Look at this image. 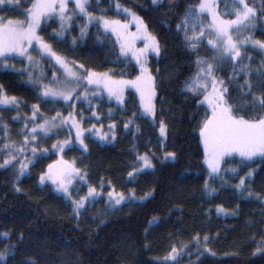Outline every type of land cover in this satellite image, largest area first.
Segmentation results:
<instances>
[{"label":"trees","instance_id":"obj_1","mask_svg":"<svg viewBox=\"0 0 264 264\" xmlns=\"http://www.w3.org/2000/svg\"><path fill=\"white\" fill-rule=\"evenodd\" d=\"M225 1L218 0L220 12ZM31 3L32 0H22L19 8H5L0 15L23 19V10L30 7ZM92 3L93 8L89 11L96 15L130 19L118 15L115 10L95 11L97 7L108 9L110 0H100L99 4L92 0ZM120 3L143 17L149 31L158 37L162 45L161 55H150L147 65L156 79L154 103L157 123L153 126L149 119L140 118L139 94L133 88L126 89L123 110L103 97L95 100L99 102L97 112L102 117L100 121L84 120L86 124L115 121L116 139L100 143L86 136L87 153L75 146L70 150L65 149L63 155L71 161L75 160V166L87 172L90 184L98 186L103 178L105 182L111 180L118 192L128 194L134 190L135 196L139 198L154 190L152 196L144 201L124 203L117 210L108 211L106 196L103 195L92 202L77 220L72 214L70 201L56 193L51 184L41 186L38 183L40 173L55 158V153L46 154L45 158L30 166L29 175L19 182V192L14 190V171L0 169V233L10 232V239H0V250L5 245L16 244L8 264H24L29 258H34L36 264H171L165 261L171 246L189 244L192 237L199 233L201 247L203 237L207 235V247L212 249V254L205 253L201 257V264H264V251H256L257 248H264V203L255 197L246 199L247 194L241 195L239 190L221 188L215 180L209 184L217 187L215 193L209 195L204 188L208 172L207 166L203 164L204 151L199 126L208 115L209 108L206 104L197 106L203 96H193L185 90L186 79L196 71V57L184 46L183 33L176 30V24L187 5L198 4L199 0H174L171 8L167 6V0L163 7H153L151 0H120ZM249 3L264 8V0H249ZM55 19L57 22H52V19L45 21L39 34L53 43L54 49L61 55L96 71L114 69L116 75L120 76L123 72L124 77H135L139 72L134 60L113 63L119 51L118 44H114L116 38L114 35L101 36L102 43H98L95 25L89 28L87 36L75 48L69 46L70 39L57 45L49 37L52 30L58 28V18ZM260 20H264V15H261ZM260 20L251 34L254 39L264 40V32L261 31L264 24ZM83 23V20L77 19L68 33L69 37H78L79 26ZM134 29L132 26L131 31L135 32ZM249 34L246 32L245 35ZM136 46L143 47V43L137 41ZM246 51L254 59H245L243 63H250L255 69L264 60V52L252 48ZM199 54L211 55L206 46H201ZM43 63L44 73L50 79L52 71L57 69L47 59H43ZM232 71L231 64L225 61L217 75L227 82ZM57 74L60 75L59 71ZM251 79L257 83L255 77ZM25 81L24 74L0 69V84L4 85L7 94L27 102L20 109L30 113L32 104H40L41 112L46 116L54 115L57 111L63 114L69 111L70 108L63 102L53 104L41 101L36 94L39 89L33 90ZM44 82L49 83V80ZM243 82L244 78L241 77L229 83L234 103L241 99L235 85ZM108 109H113L111 118L107 116ZM240 111L247 116H254L256 112L264 110L247 108ZM15 113L0 108V115L8 124L12 136L16 137L13 141L18 144L17 137L22 127L20 123L12 122L11 117ZM133 113H137L135 125L131 126V131H126L123 124L133 117ZM161 119L168 126L164 142L166 146L163 148L158 132V121ZM136 125L139 126V132H136ZM167 151L176 152L178 161L161 163V157ZM145 152L151 156L155 168L146 170L135 178V182H128L127 173L131 171L136 155ZM226 164L229 168H240L239 157L228 158L223 166ZM249 169L253 170L254 175L246 184L252 192L260 193L264 198V160L254 158L253 162L240 168L239 175ZM226 180L232 182L235 178L228 174ZM75 186L80 190L87 187L77 183ZM104 188L109 189L107 183ZM218 205L236 212L219 215L216 212ZM153 217L158 218V223L150 225L149 221ZM20 233H23V240L18 239ZM188 251H193V248ZM192 259L195 260L196 256L193 255ZM177 264H190L188 256L179 259Z\"/></svg>","mask_w":264,"mask_h":264},{"label":"snow or ice","instance_id":"obj_2","mask_svg":"<svg viewBox=\"0 0 264 264\" xmlns=\"http://www.w3.org/2000/svg\"><path fill=\"white\" fill-rule=\"evenodd\" d=\"M21 2L22 0H0V13L5 8H19ZM96 2L99 4L100 0ZM173 3L174 0H167L169 8L173 6ZM151 4L153 7H163L165 0H151ZM90 8H93L92 0H32L30 7L23 10L24 19L0 15V69L14 70L18 75H27L25 83L33 90L39 89L36 94L41 101L53 104L63 102L71 109L66 116L60 111L52 116H46L41 112L40 104H32L31 115L21 114L20 106L26 105L27 102L14 95L9 96L4 85L0 84V106H4V110L16 111L17 115L11 117L13 123L23 122L24 124L18 133L23 136V140L17 146L11 141L9 126L0 115V132L4 133L0 138L7 141L0 145V157H2L0 169L14 171V190L21 191L19 182L29 175L30 166H34L38 160L45 158L50 150L38 145L50 139L51 136L58 135L59 129L66 128L69 138L57 140L51 145V149L61 155L40 173L39 184L44 186L50 182L56 193L70 201L72 214L77 220L92 202L102 198L105 183L110 188L105 201L108 211L117 210L124 203L144 201L150 198L154 191L146 192L144 196L137 198L134 190H130L127 195L122 191H116L111 180L105 182L102 178L98 186L90 184L87 180V172L76 167L75 160L69 162L63 158L62 153L65 149L70 150L75 146H78L83 153H87L89 149L88 144L85 143L86 136L100 143L112 142L116 139L115 121L107 126V132L102 131L103 125L100 129H97L95 124L89 129H85L82 125L85 119L100 121L102 117L92 107L91 101L105 91L108 99L115 100L123 110L125 89L135 88L139 94L140 118L149 119L153 126L157 123L154 103L156 79L147 65L150 55L155 57L161 55L162 45L158 37L149 31L143 17L133 9L122 5L120 0H110L108 9L97 7L95 11L115 10L118 15H124L130 19L120 20L106 15H96L93 11H89ZM261 15H264V8H258L255 4L249 3V0H232L230 10L223 15L219 11L218 0H199L198 4L187 5L180 21L176 24V30L183 33L184 46L196 57L194 60L196 71L186 79L185 90L193 96H203L197 106L206 104L211 113L206 114L199 126V137L204 151L203 164L207 166L208 172V179L204 184L205 190L209 195L215 193L217 189L210 188L209 184L211 180H219L221 188L239 190L241 195L246 192V199L255 197L257 201L264 203L261 194L252 192L246 184V181L252 179L253 170L249 169L244 175H239L240 168L246 167L248 163L254 161V158L259 157L264 160V111L256 112L254 116H247L240 111L247 108L264 110V60H261L255 69L250 63H243L245 59L248 61L254 59L246 51L248 48L264 52V40L254 39L251 34ZM207 16L211 19L205 24L204 18ZM224 16L233 18L225 19ZM55 18H58V28L53 29L49 37L57 45L64 44L70 39L69 46L75 48L87 36L89 28L95 25L98 29L96 37L98 43H102L101 36L114 35L116 38L114 44H118L119 51L113 63L134 60L139 74L134 79H125L124 73L121 72L120 78L117 79L114 69L96 71L87 68L79 61L61 55L54 49L53 43L39 34V31L43 30L42 24L49 19L57 22ZM77 19L84 21L79 26V36L69 37L68 33ZM260 22L264 24V20ZM131 25L135 26V32L131 31ZM261 31L264 32V28ZM243 32L250 34L241 38ZM206 36L214 38L205 40ZM137 41L143 43V47H137ZM201 46H206L211 55L201 56L199 54ZM33 52L37 53V56L34 57ZM16 57L25 58L27 65L16 69L14 64L8 63ZM40 59L49 60L52 67L57 69L52 71L50 79L39 70ZM225 61L229 62L233 69L227 82L217 75ZM58 71L60 75L57 74ZM241 77L244 78L243 84L235 85L239 89L237 95L241 99L234 103L229 83ZM252 77L256 78L257 83L252 82ZM44 80H49V83H44ZM90 88H95L96 91L91 92ZM245 97L248 99H243ZM77 102H87L91 115L85 117L81 109L78 116ZM112 115L113 111L109 109L107 116L111 118ZM136 116L137 113H133V117L124 122L123 127L126 131H131V126L135 125ZM158 124L160 146L163 148L166 146L164 142L167 139L168 126L162 119L158 121ZM136 132H139L138 125H136ZM92 133H95V137L91 135ZM73 135L75 143L72 139ZM28 152L31 153L30 157L26 155ZM236 156L239 157L240 168L222 167V164L227 162L226 158ZM177 161L176 152H164L161 157V163ZM154 168L155 165L148 152L137 154L131 165V171L127 173V180L135 182L136 177ZM228 174H231L232 178L239 177V182L230 185L225 179ZM75 183L87 185L85 195L79 198L73 196V191L78 193L80 190L75 187ZM216 211L227 214V210L222 205H218ZM235 212L236 210H233L232 214ZM155 223H158L157 217L149 221L150 225ZM0 239H10V232L0 233ZM18 239L23 240V233L19 234ZM208 241L209 237L205 235L203 247H201V237L197 233L189 244L181 243L180 247L172 245L165 261L177 264L179 259L187 255L190 264H201V257L205 253L212 254V249L207 247ZM15 248L16 244H8L0 250V264H8V258L14 255ZM189 248H193V251L189 252ZM256 251H264V248H257ZM193 255L196 256L195 260L192 259ZM24 264H36V261L34 258H29Z\"/></svg>","mask_w":264,"mask_h":264},{"label":"rangeland","instance_id":"obj_3","mask_svg":"<svg viewBox=\"0 0 264 264\" xmlns=\"http://www.w3.org/2000/svg\"><path fill=\"white\" fill-rule=\"evenodd\" d=\"M231 4H232V1L230 0H226L225 2H223V4H222V6H221V14L223 15L226 11H228V10H230V8H231ZM69 7L71 8L72 7V5L70 4L69 5ZM224 18L225 19H230V18H233V17H229V18H227L226 16H224ZM24 19V18H23ZM114 19H120V20H125V19H123V18H121V16H118V17H115ZM210 16H207V17H205L204 18V23L205 24H207V23H209L210 22ZM256 25H257V23H256ZM135 27L134 25H131L130 27ZM135 30V29H134ZM246 34V32H243L242 34H241V38H243V36H246L245 35ZM209 38H214V37H208V36H206L205 37V40H207V39H209ZM32 55L35 57V56H37V53H35V52H33L32 53ZM8 63L9 64H14L15 65V67H16V69H20L21 67H25L26 65H27V60L25 59V58H22V57H16L15 59H12V60H9L8 61ZM39 70L40 71H42V72H44V63H43V59H40V64H39ZM139 74V72L137 73V75ZM136 75V76H137ZM25 76V79L27 80V75H24ZM135 76V77H136ZM135 77H124L125 79H134ZM115 78H117V79H119L120 78V76L119 75H116V77ZM44 83H46V82H44ZM48 83V82H47ZM130 88H132V87H128V88H126V89H130ZM125 89V90H126ZM133 89H135V88H133ZM81 91H83V89H81ZM89 91H91V92H95L96 91V89L95 88H90L89 89ZM124 95H125V92H124ZM103 97H105L108 101H110L109 99H108V96H107V93H106V91L103 93V94H101V95H99L98 96V98H93L92 99V101H91V103H92V107L97 111V106H98V101H96L95 102V100H97V99H101V98H103ZM110 102H112L113 104H117L116 102H115V100H111ZM2 107H4V106H0V108H2ZM76 108H77V110H78V112H77V115L79 116V110H83V115L85 116V117H87L88 116V114L89 115H91V110L89 109V106H88V104H87V102H85V103H79V102H77L76 103ZM85 109V110H84ZM71 109H69V111H70ZM109 110V109H108ZM112 111H113V109H112ZM20 113L21 114H27V115H31V112L30 113H27L26 111H24V110H22V109H20ZM114 113V112H113ZM68 114V112L67 113H65L64 115L66 116ZM211 113H210V109H209V111H208V115H210ZM15 115H17V113H15ZM14 115V116H15ZM50 116H52V115H50ZM37 122H39V121H37ZM93 124H95L96 125V127H97V129H100L101 128V125H103V129H102V131H104V132H107L108 131V125L110 124V123H108V122H106L105 124H106V126H105V124H101V123H89V124H86L85 123V121H82V125H83V127L85 128V129H89ZM20 126L23 128L24 127V124H23V122H21L20 123ZM31 125H29V127H30ZM105 126V127H104ZM158 128H159V125H158ZM159 132V131H158ZM58 135H54V136H51V138L50 139H47L46 141H42L41 142V144L40 145H38V147H46V148H49L50 150H49V152L48 153H50V152H53V153H55V158L49 163V164H51V163H53L54 161H56L57 159H59V156L61 155L60 153H58L56 150H54V149H51V145L53 144V143H55L57 140H64V139H68L69 138V132L67 131V129L66 128H61V129H59L58 130ZM3 135H4V133H0V137H3ZM93 137H95V133H92L91 134ZM9 136L11 137V141H13V139L14 138H16V137H14V136H12V134L9 132ZM17 139L19 140L18 141V144H17V146H19L20 144L19 143H21V141H22V136L20 135L19 137H17ZM72 139H73V142L75 143V140H74V135L72 136ZM7 141H5L4 139H2V138H0V145H2V144H4V143H6ZM14 142V141H13ZM113 142V141H112ZM106 143H109V142H106ZM167 152H172V151H167ZM47 153V154H48ZM6 155V154H5ZM27 156H31V153L30 152H28L27 154H26ZM62 155H63V153H62ZM63 158L65 159V160H67V161H69V162H71V160H69V159H67V158H65V156L63 155ZM0 159H2V157H0ZM227 159V161H228V158H226ZM224 164V163H223ZM223 164H222V167L224 168H229V166L226 164L225 166H223ZM139 165H137V167H138ZM77 167V166H76ZM46 169H47V167H46ZM45 169V170H46ZM244 175V174H243ZM242 176V175H241ZM225 179H226V177H225ZM215 182L216 183H218V184H220V182H219V180H215ZM239 182V177H236L235 178V181H232V182H228L230 185H235V184H237ZM38 183H39V178H38ZM47 184H50V182H48ZM77 184H79V183H77ZM80 185V184H79ZM210 186V185H209ZM76 187V186H75ZM215 188V189H217V187L216 186H210V188ZM77 188V187H76ZM110 190V188L109 189H106V188H103V193H104V195L106 196V194H107V192ZM87 192V187L85 188V190H79V192L77 193V192H75V191H73V196L75 197V198H79V196H83V195H85V193ZM245 194H247L246 192H245ZM125 195H127V194H125ZM106 199H107V197H106ZM217 212V211H216ZM231 213H233L232 211H229V210H227V214L226 213H218L219 215H228V214H231ZM126 264H128V263H126Z\"/></svg>","mask_w":264,"mask_h":264}]
</instances>
